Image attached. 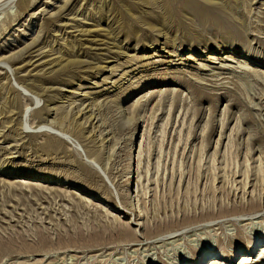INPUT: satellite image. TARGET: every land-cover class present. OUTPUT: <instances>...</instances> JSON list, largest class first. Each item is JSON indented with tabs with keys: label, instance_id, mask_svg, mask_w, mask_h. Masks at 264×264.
Wrapping results in <instances>:
<instances>
[{
	"label": "rangeland",
	"instance_id": "obj_1",
	"mask_svg": "<svg viewBox=\"0 0 264 264\" xmlns=\"http://www.w3.org/2000/svg\"><path fill=\"white\" fill-rule=\"evenodd\" d=\"M185 1L0 0V264H264V0Z\"/></svg>",
	"mask_w": 264,
	"mask_h": 264
},
{
	"label": "bare ground",
	"instance_id": "obj_2",
	"mask_svg": "<svg viewBox=\"0 0 264 264\" xmlns=\"http://www.w3.org/2000/svg\"><path fill=\"white\" fill-rule=\"evenodd\" d=\"M184 2H187V1H185V0H183ZM189 2V1H188ZM190 2H192L191 0H190ZM182 3V2H181ZM193 3V2H192ZM183 4V3H182ZM181 4V5H182ZM187 3H185V5H186ZM184 5V4H183ZM190 5V4H189ZM218 5V4H217ZM187 6V5H186ZM192 6V5H191ZM198 6V5H197ZM216 6V5H215ZM183 7V6H182ZM189 7V6H188ZM202 7V6H201ZM201 7H199L198 9L200 10V14H204V15H201L200 17H203V16H205V17H203L204 19H208L211 15L209 14V12H207L206 10H203V9H200ZM204 7V6H203ZM196 8V7H195ZM214 8V7H213ZM185 9V8H184ZM197 9V10H198ZM177 10V9H176ZM191 10V9H190ZM189 10V11H190ZM194 10V9H193ZM214 11V10H213ZM211 12V11H210ZM170 14V13H169ZM172 14V13H171ZM194 15H195V12L193 13ZM212 14H216V13H212ZM199 15V14H198ZM210 15V16H209ZM217 15V14H216ZM218 16V15H217ZM196 17V16H195ZM213 17V16H212ZM226 18V17H225ZM224 18V19H225ZM211 19V18H210ZM209 19V20H210ZM214 19V18H213ZM217 19V18H216ZM198 20H199V17H198ZM205 20V21H206ZM219 20V19H218ZM201 21V20H200ZM208 21V20H207ZM211 21H213V20H211ZM225 21V20H224ZM214 22V21H213ZM219 22H220V20H219ZM204 23V22H203ZM209 23V22H208ZM154 32V31H153ZM132 33V32H131ZM159 35H161V34H159ZM165 38V37H164ZM100 43V42H99ZM168 43V42H167ZM170 43V42H169ZM111 44V43H110ZM169 45V44H168ZM54 63V62H53ZM51 64V63H50ZM49 64V65H50ZM62 64V63H61ZM70 64V63H69ZM53 65V64H52ZM58 65V64H57ZM54 66V65H53ZM59 68V70L60 71H66V70H69V67H70V70H71V68H74L75 66L73 65V64H70V65H64V64H62L61 66H58ZM57 71V70H56ZM186 82V81H185ZM189 82V81H188ZM260 83H261V85L263 86L262 87V92L264 91V83H263V81H260ZM191 84H192V82H191ZM193 86V85H192ZM194 87V86H193ZM195 87H198L197 85L195 86ZM199 89H200V87H199ZM203 90V89H202ZM206 90V89H205ZM200 91V90H199ZM204 94H206V93H204ZM254 98H257V97H255V95H254ZM258 100H260L261 101V106H262V109H260L261 111V113H264V105H263V101H264V95H259V97H258ZM256 107V106H255ZM255 109V108H254ZM255 110H257V109H255ZM84 114V113H83ZM263 115V114H262ZM264 116V115H263ZM263 121H264V119H263ZM263 124V123H262ZM224 128V127H223ZM250 203V202H249ZM259 204V203H258ZM257 203H255L253 200H252V202L248 205V207H246V205L244 206V205H241L240 207H236V208H233V215H236V214H240V213H244V212H246V210H253V212H254V210H258V209H261L260 207H259V205H258ZM225 209V208H224ZM228 210V209H227ZM227 210H225V214H227V212H229V211H227ZM262 211V210H261ZM220 212H223V210H220ZM249 212H251V211H249ZM207 213V212H206ZM236 213V214H235ZM219 214H221V216H222V214L223 213H219ZM224 214V215H225ZM203 214H201V216L199 217V218H203V216H202ZM228 215V214H227ZM244 215V214H243ZM252 215H253V213H252ZM206 217H207V219H212V220H215L216 219V217H218V216H216V215H214L213 213H210V212H208L206 215H205ZM221 216H220V218H221ZM245 216V215H244ZM205 217V218H206ZM209 217V218H208ZM224 217H226V216H224ZM184 225L186 226L187 224H189V225H191V224H197V222L199 223V221H200V219L198 220L197 219V217H193V216H190V215H185L184 216ZM203 220H204V218H203ZM206 220V219H205ZM204 220V221H205ZM209 221V220H208ZM247 221V220H246ZM172 222H174V221H172ZM170 223V224H172L173 225V223ZM171 226V225H170ZM193 226V225H192ZM214 226H216V225H214ZM177 226L175 225V226H173L172 228H176ZM189 227V226H188ZM211 227H213V225H209V227H208V229H210ZM201 230V229H200ZM203 230H205V228L203 229ZM127 232V231H126ZM193 232H196V231H193ZM121 233L123 234V232L121 231ZM150 233V232H149ZM239 233L240 234H238L243 240L242 241H244V242H247V241H250V243H249V248H248V250H249V252L251 253V255L252 254H254V252H253V250L255 249V247H256V245H257V242H255V240H253L251 237H248V236H245L244 235V233H243V231L242 230H239ZM181 237V236H180ZM176 238H178V236H172V237H169L168 239H166V240H172V239H176ZM259 242V241H258ZM258 246V245H257ZM261 249V247L257 250V252H256V254H254V257L253 258H251V257H249L248 255H245V254H242V256H240L239 258H238V260H240V259H242V261L240 262V264H252V263H254L253 261H255V257L257 256V254H258V252H259V250ZM263 250H262V252H261V254H260V257H259V260H257V263L260 261V260H263L264 259V247L262 248ZM237 255H238V252H237V249H234V251H232V253H231V260L230 261H228V263H223V262H221V258H219V257H216V258H211V259H209V261L206 263V264H237V262H238V260H234L236 257H237ZM207 256L208 255H201V256H198L196 259H195V261L194 262H192V263H190V264H203V262H204V260L205 259H207ZM253 256V255H252ZM242 257V258H241ZM223 259V258H222Z\"/></svg>",
	"mask_w": 264,
	"mask_h": 264
}]
</instances>
